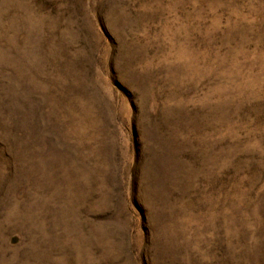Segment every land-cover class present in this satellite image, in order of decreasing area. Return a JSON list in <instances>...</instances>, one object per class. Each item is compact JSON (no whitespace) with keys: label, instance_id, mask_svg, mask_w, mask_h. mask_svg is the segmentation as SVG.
I'll return each instance as SVG.
<instances>
[{"label":"rangeland","instance_id":"374dc122","mask_svg":"<svg viewBox=\"0 0 264 264\" xmlns=\"http://www.w3.org/2000/svg\"><path fill=\"white\" fill-rule=\"evenodd\" d=\"M0 264H264V0H0Z\"/></svg>","mask_w":264,"mask_h":264}]
</instances>
